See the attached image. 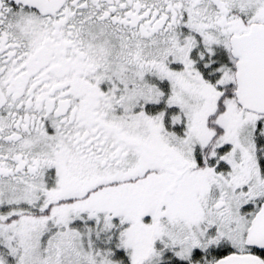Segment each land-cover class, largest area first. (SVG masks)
<instances>
[{
	"label": "snow or ice",
	"instance_id": "6c2138e0",
	"mask_svg": "<svg viewBox=\"0 0 264 264\" xmlns=\"http://www.w3.org/2000/svg\"><path fill=\"white\" fill-rule=\"evenodd\" d=\"M0 264H264V0H0Z\"/></svg>",
	"mask_w": 264,
	"mask_h": 264
}]
</instances>
